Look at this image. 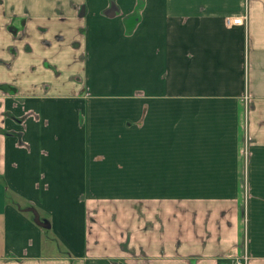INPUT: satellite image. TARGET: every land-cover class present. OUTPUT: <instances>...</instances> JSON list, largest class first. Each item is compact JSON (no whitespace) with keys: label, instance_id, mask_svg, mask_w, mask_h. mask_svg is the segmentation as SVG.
<instances>
[{"label":"crops","instance_id":"crops-1","mask_svg":"<svg viewBox=\"0 0 264 264\" xmlns=\"http://www.w3.org/2000/svg\"><path fill=\"white\" fill-rule=\"evenodd\" d=\"M245 253L264 264V0H0V264Z\"/></svg>","mask_w":264,"mask_h":264},{"label":"built area","instance_id":"built-area-1","mask_svg":"<svg viewBox=\"0 0 264 264\" xmlns=\"http://www.w3.org/2000/svg\"><path fill=\"white\" fill-rule=\"evenodd\" d=\"M247 21L248 18L246 14L240 17L226 18L227 25H238V26L246 27ZM235 264H248V256L246 255V253L242 256L241 259L237 260Z\"/></svg>","mask_w":264,"mask_h":264},{"label":"water","instance_id":"water-1","mask_svg":"<svg viewBox=\"0 0 264 264\" xmlns=\"http://www.w3.org/2000/svg\"><path fill=\"white\" fill-rule=\"evenodd\" d=\"M29 211L33 214L34 216V223L44 229H48L49 228V223L47 221H42L39 218L38 213L34 210V209H29Z\"/></svg>","mask_w":264,"mask_h":264},{"label":"rangeland","instance_id":"rangeland-1","mask_svg":"<svg viewBox=\"0 0 264 264\" xmlns=\"http://www.w3.org/2000/svg\"><path fill=\"white\" fill-rule=\"evenodd\" d=\"M115 59V58H114ZM110 76V75H109ZM119 82V81H118ZM129 86H131V85H129Z\"/></svg>","mask_w":264,"mask_h":264}]
</instances>
